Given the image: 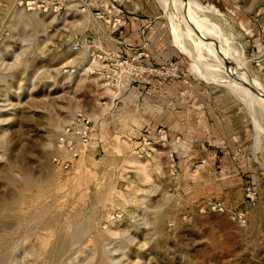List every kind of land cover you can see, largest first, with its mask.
<instances>
[{"label": "rangeland", "instance_id": "obj_1", "mask_svg": "<svg viewBox=\"0 0 264 264\" xmlns=\"http://www.w3.org/2000/svg\"><path fill=\"white\" fill-rule=\"evenodd\" d=\"M148 1L164 10L179 54L160 65L146 62L145 50L114 53L117 33L87 12H29L19 0H0V264H264V108L217 84L195 59L197 52L230 81L245 77L246 66L264 88L249 62L264 0H182V32L166 0ZM81 36L97 41L102 59L93 60V49L72 50ZM110 60L129 64L119 88ZM161 83L166 92H206L198 103L245 118L246 154L255 162L249 170L257 175H243L223 156L214 131L206 141V114L146 100L142 94ZM79 112L103 123L108 145L124 147L131 132L157 126L170 130L168 141L152 142L149 154L140 151L144 141L137 152L126 147L134 153L115 163L108 151L116 146L98 139L65 170L53 162L56 144ZM158 131L148 140H158ZM215 203L225 212L214 211Z\"/></svg>", "mask_w": 264, "mask_h": 264}, {"label": "crops", "instance_id": "obj_2", "mask_svg": "<svg viewBox=\"0 0 264 264\" xmlns=\"http://www.w3.org/2000/svg\"><path fill=\"white\" fill-rule=\"evenodd\" d=\"M125 11L126 17L128 19L127 25L120 30L116 34L117 39L121 44H118L114 49V53L120 55L121 53L129 54V51L134 49L145 50L151 54V59H146L145 61L155 63L156 65L163 64L165 61L175 60L179 54L176 53L174 48V44L172 41V31L169 24V21L160 10L148 0H115ZM140 2V5L139 3ZM139 6H141V11L139 10ZM162 7V6H161ZM178 45L185 50L180 42ZM259 45V39L257 42H254L252 51L254 52ZM181 49V51H183ZM186 52V50L184 51ZM193 69V68H192ZM195 72H198L196 69H193ZM201 73V72H200ZM198 79V78H197ZM206 82V81H205ZM211 86V85H210ZM171 91V92H170ZM167 93V95H166ZM169 94V95H168ZM145 96L148 101H155L156 104H160L162 106H166L170 101L175 103V108H178V112H186L187 110H194L196 112H203L206 117V125H204L205 131V139L211 138L213 135V131L217 139H219L220 147L223 149L224 157H231L235 159L238 167L241 168L243 175L246 173H250L252 171V176L255 177V173L257 175L258 171L255 169L249 170V168L253 167L255 164L249 156H247L246 152L249 144L248 140V128H246V119L237 121L231 115H228L227 118L222 117L219 113L216 112V109L212 103L208 105H202L198 103V98L203 97V99H209L206 95V92H199L198 90L190 89L188 91L182 92L180 89L170 88L168 87L167 92L165 91L164 84H157L155 88L151 90V92H145L142 94ZM235 98H239L238 96L231 93ZM234 122L237 124L236 128L233 126ZM95 132L92 134L90 146H93L94 143L99 139L104 142L105 147H111L115 145L116 147H112L113 150L108 151L109 154L115 155L112 159L115 163H117L121 158L125 156H130L135 152V148L142 146L144 139H148L149 133L151 132L153 135L156 134L157 130L164 129L167 132L166 128L157 126L156 128H145L144 130H140L141 132L136 134L135 136H128L125 138L123 142L126 146L120 145L119 140H117L116 144L111 143L108 145V141L100 131H102L103 123L96 121ZM239 123V124H238ZM210 124V126H209ZM192 130L193 128L190 127ZM135 131V130H133ZM150 133V134H151ZM144 136V137H143ZM175 136V134L173 135ZM142 138V139H141ZM178 141L180 140V136H177ZM136 139V140H135ZM176 141V143L178 142ZM178 144V145H177ZM175 146L180 147V144L177 143ZM185 144V142H184ZM182 145L187 147L192 144L187 143L186 145ZM119 145V146H118ZM127 151L133 150L130 155ZM96 148V144H95ZM126 157V158H127ZM124 158L123 161L126 159ZM254 171V172H253Z\"/></svg>", "mask_w": 264, "mask_h": 264}, {"label": "built area", "instance_id": "obj_3", "mask_svg": "<svg viewBox=\"0 0 264 264\" xmlns=\"http://www.w3.org/2000/svg\"><path fill=\"white\" fill-rule=\"evenodd\" d=\"M18 5L29 12L38 11L44 13H59L68 7L76 8V10L91 14L93 19L103 24L112 35L118 33L128 23L125 11L115 0H19ZM96 42L94 38L81 36L73 44L72 50L74 52H80L83 49H98ZM107 55L109 56V54ZM90 56L93 60L103 58V54L95 50L90 53ZM249 62H251L259 77L264 78V27L260 34L258 48L253 52ZM171 65L173 66V64ZM128 66V61L118 63L115 60H110L109 68L113 74L110 73L109 75L112 77L113 83H117L115 84L116 88H119L122 82L123 67L125 69ZM162 69L165 68L162 67ZM177 69L178 67H174L173 70ZM95 128L96 123L87 114L83 112L75 114L58 136L56 144L57 155L54 157L53 162L65 170L72 168L74 162L79 160L89 150L91 137L95 132ZM158 137L156 141L144 139L143 148L140 151L145 150L148 153L147 149L151 150L149 146H152V142L165 146V143L168 141L166 130L159 129ZM135 152L137 151L135 150ZM171 161L174 166L173 154H171ZM247 190L250 192L251 188ZM247 197L253 201L251 194L247 195ZM212 208L216 212H225L226 210L222 203H215ZM232 215L239 222H245L243 213H233Z\"/></svg>", "mask_w": 264, "mask_h": 264}, {"label": "bare ground", "instance_id": "obj_4", "mask_svg": "<svg viewBox=\"0 0 264 264\" xmlns=\"http://www.w3.org/2000/svg\"><path fill=\"white\" fill-rule=\"evenodd\" d=\"M181 2L182 0H166V3L167 4L169 3L171 5L170 10L174 16L176 26L180 30V32H182L181 31L182 29L180 28L182 25L181 26L179 25L181 21H180L178 12L179 10L182 11L181 6H184V4H182ZM196 53H195V59L197 60V62L200 65H202L208 71V73L212 75L213 79L215 80L217 84L228 87V89L236 95L240 93L234 92V90L240 89L241 91H244V94L246 93L247 96H250V98L254 100L255 99L259 100V103H261L264 108V88L262 87V84L259 80H257L256 78H254L247 72L246 66L243 72L245 77L237 78L236 81H230L228 79L229 77L228 76L226 77L222 71H216L213 69V72H212V67L205 60H203L204 58L200 56V54L197 55ZM182 54H184V56L188 58L189 63L193 64L195 62V59L192 56L187 55L186 52L182 51ZM237 75H239V73Z\"/></svg>", "mask_w": 264, "mask_h": 264}, {"label": "water", "instance_id": "obj_5", "mask_svg": "<svg viewBox=\"0 0 264 264\" xmlns=\"http://www.w3.org/2000/svg\"><path fill=\"white\" fill-rule=\"evenodd\" d=\"M186 57V56H185ZM187 58V57H186ZM188 59V58H187ZM189 61V60H188Z\"/></svg>", "mask_w": 264, "mask_h": 264}, {"label": "trees", "instance_id": "obj_6", "mask_svg": "<svg viewBox=\"0 0 264 264\" xmlns=\"http://www.w3.org/2000/svg\"><path fill=\"white\" fill-rule=\"evenodd\" d=\"M263 79V78H262Z\"/></svg>", "mask_w": 264, "mask_h": 264}]
</instances>
